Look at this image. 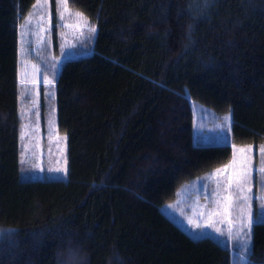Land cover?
<instances>
[{
	"label": "trees",
	"instance_id": "obj_1",
	"mask_svg": "<svg viewBox=\"0 0 264 264\" xmlns=\"http://www.w3.org/2000/svg\"><path fill=\"white\" fill-rule=\"evenodd\" d=\"M36 1L0 0V264H230L160 206L233 155L193 145V102L231 112L234 144H264V0H68L97 35L56 84L66 180L20 164L19 23ZM248 255L264 264V224Z\"/></svg>",
	"mask_w": 264,
	"mask_h": 264
},
{
	"label": "rangeland",
	"instance_id": "obj_2",
	"mask_svg": "<svg viewBox=\"0 0 264 264\" xmlns=\"http://www.w3.org/2000/svg\"><path fill=\"white\" fill-rule=\"evenodd\" d=\"M69 8L73 14L81 12L72 9L70 6ZM59 11L57 0H50L49 4L42 8L39 6L33 7L31 13L23 18L20 25L21 56L24 52L30 53L48 71H53L59 56L75 55L79 48L84 47L89 42H93L97 35V26L91 23V20L83 12L81 13L87 18V26L76 28L66 25H75L77 18L74 15L70 16L68 13H65L64 20L59 21ZM90 26L95 27V33H89L88 27ZM41 29L44 30L42 31ZM20 61L23 71L26 67L30 69L31 75L29 80L35 78L38 81L37 83L45 81L41 78L43 74L41 75L36 70L34 71L33 66L36 65L35 63L22 57ZM23 77L28 79V75L23 74ZM56 98L55 85L47 86L44 89L38 88L32 99L20 98V113L24 119L23 125H27V128L22 127L21 131V135L22 132H26L27 135H24L23 139L20 136V164L22 166V175L25 179L47 178L64 180L69 177L68 135L61 132L59 128L58 110L55 104ZM43 100L48 105L46 111L42 107ZM194 112L195 118L198 119L199 117L203 122L200 137L204 139V143H233V119L231 112L219 115L201 104L194 105ZM37 113L39 114L38 116ZM36 120L40 121L38 124V127L41 128L40 131H36ZM252 146L253 163L255 164L253 167L255 168L257 165L256 159H260V157L258 148L255 145ZM57 169H61V171H57ZM214 171L212 170L193 180L191 183L189 182L182 186L178 191V197L172 202L163 204L161 208L167 216L178 223L183 229L188 230L191 235L195 237L211 236L219 241L226 242L236 233V230H231V235H229L230 226L223 215L212 217L215 227L220 228L223 235L215 232L212 228L196 227L198 223L204 225L208 221L210 211L220 207L214 204V200L218 199V197L210 193L212 192L211 186L214 187V190L216 189V183L211 178V173ZM226 175L227 173H225ZM190 190L195 193L192 202H189L188 199ZM194 199L197 201V204ZM243 202L242 198L235 200L233 208L241 211V204ZM250 211L252 219H254L256 211L253 205H251ZM257 211L259 212L258 214H261L263 212L262 207H259ZM244 217L247 218L246 215ZM222 220L224 221L223 223H221ZM233 225L237 226L239 222L233 221ZM202 233H206L207 235H202Z\"/></svg>",
	"mask_w": 264,
	"mask_h": 264
},
{
	"label": "snow or ice",
	"instance_id": "obj_3",
	"mask_svg": "<svg viewBox=\"0 0 264 264\" xmlns=\"http://www.w3.org/2000/svg\"><path fill=\"white\" fill-rule=\"evenodd\" d=\"M50 0H37L36 5L34 7H44L45 5H48ZM57 7L60 9L58 12L59 21H63L65 18V13H68L70 16H75L77 18V23L75 25H66L68 27H76L81 28L84 26H87V18L84 17L83 13L76 12L71 13V10L69 8L68 0H57ZM43 19V17H41ZM82 22V23H81ZM42 31L44 29H41ZM88 31L90 34L95 33L96 29L94 26L88 27ZM82 34V33H81ZM34 67V71L37 70ZM38 81L33 78L32 80H28L22 76L21 78V85H27L29 83L36 84ZM45 83L51 84L52 80H49L45 78ZM28 89L25 88V91L21 93V96L25 95V92H27ZM39 114L37 113V116ZM22 127L27 128V125H23ZM24 135H27L26 132H22L21 139H23ZM233 148V156L232 159L228 164H225L221 168L215 169L213 173H211V178L216 183V189L214 190V196L218 197V199L214 200V204L219 205V208H216L209 213L208 221L204 224H197L196 227L202 228H212L215 232L220 233L223 235V232L220 228L215 227L212 217L216 215H223L224 219L228 221V224L231 226L233 221L230 219L232 215V209L235 206V200L243 199L245 202V207L248 211L246 221L242 222L243 227H246L249 231L246 233L248 235L250 240V230L254 223L252 219L251 214V204L250 201L252 200V197L250 195H247V193H250L251 188V182L253 180V174H257V182L260 183L262 186H264V145H260L258 148L259 153V163L256 165V167H253V161L254 157L252 155V145H241L237 146L235 144H232ZM231 169V171H229ZM57 171H61V169H57ZM66 171V169H65ZM225 173L227 175L225 176ZM235 187L237 192L243 193V196H235V193L231 191V189ZM235 197V200H234ZM261 199H264V197H261ZM262 208H264V204L261 205ZM260 219V216H257V221ZM224 221L222 220L221 223ZM242 230V229H241ZM202 235H207L206 233H202ZM229 235H231V227L229 228ZM248 249L245 248V255L247 254Z\"/></svg>",
	"mask_w": 264,
	"mask_h": 264
},
{
	"label": "bare ground",
	"instance_id": "obj_4",
	"mask_svg": "<svg viewBox=\"0 0 264 264\" xmlns=\"http://www.w3.org/2000/svg\"><path fill=\"white\" fill-rule=\"evenodd\" d=\"M22 20L19 23L20 25L22 23ZM20 25H19V44H18L19 58H18V67H17V83H18V87H19V103H20V98L22 97L21 93L25 91V88H27L28 91L25 92V95L23 96V98L24 99L27 98L28 100L33 98V96L38 91V88H40V87L44 89L47 86H52V85L54 86L55 85V88H56L57 80H58V78L61 75L62 67H63L64 62L66 60H69V59H75L73 57L74 55H65L63 57L59 56L57 58V60H56V65H55L53 71L49 70L50 71L49 72L48 69L46 67L42 66V64L39 62V60L35 56L31 55L30 53L24 52L23 55L21 56V53H20V50H21L20 29H21V26ZM21 57L29 60L30 62L35 63L36 64L35 66H36V69H37L36 72H39L41 75L43 74L42 75L43 77L41 76V78L43 80H45V78H47V79L51 78L49 80L53 79L52 83L48 84V83H45V81H42V82H39V83H36V84L29 83L27 85H21V78H22L23 74L28 75V80H29L30 75H31L30 74V69H28L27 67H26V69H24V71L22 70L23 68L21 69V64H20ZM28 57H30V58H28ZM49 76H51V77H49ZM195 104H197V103H195V102L192 103V108H193L192 112H193V116H194L193 117V122H192V124H193L192 125V142H193V145L196 148H198V147H200V148H215V147L226 146V145H228V146H230L232 148V144H234L233 138H232V142L233 143H226V144H224V143H216V144L204 143V139L200 137V133L202 132V128H203V122H202V120L199 117H198V119L195 118V112H194V105ZM22 119H23V117H22ZM39 123H40V121L36 122V127H35L36 131H40L41 130V128L38 127ZM21 131H22V129H21ZM20 136H21V133H20ZM256 147L259 148V146H256ZM20 148H21V140H20ZM68 159H69V142H68ZM231 159H232V157L230 158V160ZM230 160L228 162L222 164L221 166L214 168L213 170H215L217 168H220V167L224 166L225 164H228L230 162ZM256 162H257V164L259 163V159L258 158L256 159ZM254 165L255 164L253 163V166ZM229 171H231V169ZM205 174L206 173H203V174L197 176L196 178L184 183L182 186H184L185 184H187L189 182L191 183L193 180H195V179H197V178H199V177H201V176H203ZM30 180H59V179H47V178H45V179H30ZM64 180H66V179H64ZM182 186H180V188ZM180 188L178 189V191L180 190ZM210 188L212 190V192H210V193L212 195H214L213 194L214 193V187L211 186ZM251 188H252L251 192L247 193V195H250L252 197V200L250 201V204L254 206L256 214H254V216H255L254 219H253L254 223H253V225L251 227V230H250V240H249L248 235H246V233H248L249 230L245 229L246 227H243V224H242V222L246 221V218L244 216L245 215L247 216V213H248V211H247V209L245 207V202H243L241 204V211H237L236 209L233 208L232 209V215L230 217L231 220H233L235 222H239V225L236 226V225H233V223H232V225L230 226L228 224L231 227V230H236V233L231 236L229 241L228 240L226 242L220 241L223 244H228L230 249H231V262H230V264H240L239 263L240 261H244V262H246V264H255L253 256L250 257V255H248V252H249V250H252V248H254V230H255V226L257 224L258 225L264 224V208H262L263 212L261 214H258L259 212L257 211L258 208L261 207L262 204H264V199H261V197H264V186H262L260 183L257 182V174L256 173L253 174V180L251 182ZM191 190H190V194H189V197H188L189 202H192V200L194 198L193 196L195 195V193L191 192ZM178 191H177V194H178ZM231 191L233 193H235V196H242L243 195V193L237 192L235 187H233L231 189ZM177 194H175L176 196H175V198L172 201H174L178 197ZM234 200H235V197H234ZM172 201H167V202L162 203L160 208L163 206V204H166V203H169V202H172ZM194 201L197 204V201L195 199H194ZM258 215L260 216V219L257 221V216ZM219 216L220 215H218V217ZM216 219H217V217H216ZM185 231L189 235H191V233L188 230H185ZM191 236L193 238H196V239L197 238H202V237H195L193 235H191ZM245 248L248 249L246 255H245Z\"/></svg>",
	"mask_w": 264,
	"mask_h": 264
},
{
	"label": "crops",
	"instance_id": "obj_5",
	"mask_svg": "<svg viewBox=\"0 0 264 264\" xmlns=\"http://www.w3.org/2000/svg\"><path fill=\"white\" fill-rule=\"evenodd\" d=\"M239 263H240V264H246V262H244V261H240Z\"/></svg>",
	"mask_w": 264,
	"mask_h": 264
}]
</instances>
